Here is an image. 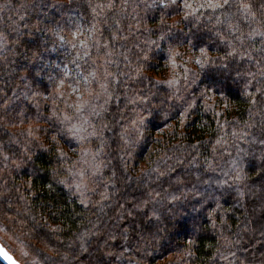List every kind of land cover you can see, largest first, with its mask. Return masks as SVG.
Segmentation results:
<instances>
[{
  "label": "trees",
  "instance_id": "1",
  "mask_svg": "<svg viewBox=\"0 0 264 264\" xmlns=\"http://www.w3.org/2000/svg\"><path fill=\"white\" fill-rule=\"evenodd\" d=\"M163 3L0 0V219L36 264H264V15ZM105 99L94 141L47 119Z\"/></svg>",
  "mask_w": 264,
  "mask_h": 264
},
{
  "label": "snow or ice",
  "instance_id": "2",
  "mask_svg": "<svg viewBox=\"0 0 264 264\" xmlns=\"http://www.w3.org/2000/svg\"><path fill=\"white\" fill-rule=\"evenodd\" d=\"M173 3H175V0H173ZM207 6L212 9L213 11L216 10H230L233 5H236V12L230 13L231 16H236L239 14L240 16H243L245 19H247L249 16L252 17L253 20L256 19V15H253V10L259 15H264V0H206ZM61 8L65 6H60ZM100 7V6H98ZM109 8L114 7L112 3H109ZM161 7H165L163 0H161ZM227 19V18H226ZM93 29L95 28V25L92 26ZM229 27H234V25H229ZM87 31L85 29H82L81 27L77 26L76 32L73 33V36L76 37L78 35H83L84 32ZM91 35V32L88 33ZM253 35L264 37V32H260L257 30H252ZM114 38V37H113ZM112 39V38H110ZM82 47L86 48L87 44L83 41L81 42ZM97 47H104L106 48L107 45L101 46L99 42L96 44ZM73 47H76V44L73 43ZM234 53H230V55H233ZM87 55V53H85ZM249 60L252 59V56L249 55L247 57ZM110 63V62H109ZM67 75V73H65ZM111 73H105L103 80L106 81V83H100L99 87L103 91V93L107 94L109 92L110 88V80L109 77L111 76ZM89 76L91 77L92 82L96 81V74L89 73ZM63 83V81H61ZM78 83V82H77ZM76 91H79V89H76ZM59 98L62 99V97H54V99ZM101 98V93H96L92 99L99 100ZM107 99H105L104 104L99 105H92L87 100H82L81 103L76 104L74 106L75 110L71 112V114H68L67 112L58 114V109L54 110L52 113V117L47 118L49 121L52 119H55L59 122L60 128V136L61 138L65 139L67 143L75 142L76 144L81 143L82 141H89L90 138L92 141L99 139L103 132L108 128L107 124H101L97 126L92 121H90L88 118L85 117L84 113L85 111L88 112L89 117H99L100 112L97 111V108L103 109L106 111L107 109L104 107L105 104H107ZM68 109H73V105L69 104L67 106ZM90 109V111L88 110ZM142 122V118H141ZM136 122L133 121V124ZM56 138L53 137V140ZM123 139V137H121ZM257 141L254 140L253 143H256ZM101 145L104 144V141L100 140ZM127 143V141H125ZM258 143L262 146H264V128L261 129V135L258 140ZM101 149L97 148L96 152L91 154V159H85L83 163L86 165V167H82L79 172H76L75 175L80 176L82 179L85 178L87 175H95L97 172L100 171V165L97 164V157L100 154ZM81 155L83 157H88L90 154L87 149L81 150ZM60 159L63 160L64 156L61 153ZM91 170V171H89ZM73 173L70 172L69 175H72ZM161 175H164V173H161ZM240 173L237 172L235 179H240ZM259 179L262 181L261 187L264 188V174H261ZM57 183L64 185L66 184L65 180L57 181ZM69 188H71V185H68ZM79 187V185H77ZM6 256V254H5ZM6 258H8L6 256ZM10 260V258H8ZM10 264H14V262H11Z\"/></svg>",
  "mask_w": 264,
  "mask_h": 264
},
{
  "label": "rangeland",
  "instance_id": "3",
  "mask_svg": "<svg viewBox=\"0 0 264 264\" xmlns=\"http://www.w3.org/2000/svg\"><path fill=\"white\" fill-rule=\"evenodd\" d=\"M76 97L79 98L80 92L74 91ZM0 219V243L21 263L36 264L35 257L28 246H25L17 236L10 234L11 232L5 228ZM10 233H9V232Z\"/></svg>",
  "mask_w": 264,
  "mask_h": 264
},
{
  "label": "water",
  "instance_id": "4",
  "mask_svg": "<svg viewBox=\"0 0 264 264\" xmlns=\"http://www.w3.org/2000/svg\"><path fill=\"white\" fill-rule=\"evenodd\" d=\"M10 258L11 262L14 264H21L1 243H0V262L2 264H10V260L6 258V256Z\"/></svg>",
  "mask_w": 264,
  "mask_h": 264
}]
</instances>
